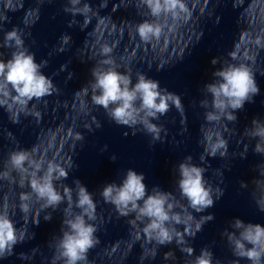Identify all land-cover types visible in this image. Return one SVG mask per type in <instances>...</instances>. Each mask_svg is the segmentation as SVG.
Segmentation results:
<instances>
[{"label": "water", "instance_id": "1", "mask_svg": "<svg viewBox=\"0 0 264 264\" xmlns=\"http://www.w3.org/2000/svg\"><path fill=\"white\" fill-rule=\"evenodd\" d=\"M9 2L17 10L6 11L8 20L0 22V45L7 31L19 27L37 63L48 62L42 72L53 80L55 90L30 101L27 110L18 113L17 122L0 107V212L6 210L25 234V241L15 246L12 255L0 259V264H63L56 258L55 245L62 235L68 201L56 210L43 209L31 191L30 178L7 165L14 150L27 151L30 160L45 168L48 161L65 166L68 177L55 182L62 195L63 186L75 189L77 179L93 193L97 219L90 222L98 228V242L90 249L87 264H192L204 248L214 254V264L237 260L251 264L233 255L223 233L234 231L231 224L237 217L264 225V212L256 204L264 195V176L260 175L264 155L254 152L257 139L246 133L254 118L264 120V0H182L186 10L177 17H153L142 0H81V6L92 7L87 22L83 15L65 12L69 0H0V20ZM145 22L159 26L158 38H140L137 28ZM64 35L71 37L67 45ZM13 50L0 46V60L10 59ZM213 58L216 65L211 63ZM104 60L130 74L133 84L137 74L144 73L158 80L161 88L181 96L183 111L173 106L153 120L163 126L161 140H154L142 126L134 130L116 124L103 107L93 103L91 89L83 90L93 79L91 70L105 66ZM240 63L253 70L260 94L236 112L235 122L205 121L207 110L200 102L211 99L205 85L214 80L217 69ZM217 138L228 145L223 157L205 152V146ZM188 156L206 168L204 177L214 193L216 188L223 190L222 196L214 195V206L203 212L187 207L177 187L178 166ZM130 168L144 174L149 193L159 187L174 198V212L184 222L175 225L176 236L168 245L159 246L148 238L145 219L134 212L120 215L100 194L105 184L120 183ZM242 181L247 188L241 187ZM72 198L76 199L75 192ZM22 203L29 205V212L21 210ZM47 213L52 214L50 221L44 220ZM209 214L215 219L191 236L196 224ZM37 219L39 224H33ZM32 233L34 238H30ZM187 247L195 249L193 256L182 251ZM154 250L157 253L151 258Z\"/></svg>", "mask_w": 264, "mask_h": 264}, {"label": "clouds", "instance_id": "2", "mask_svg": "<svg viewBox=\"0 0 264 264\" xmlns=\"http://www.w3.org/2000/svg\"><path fill=\"white\" fill-rule=\"evenodd\" d=\"M142 3L153 17H160L162 14L177 17L180 12L186 10L182 0H142ZM69 4L70 6L65 7V12L74 16L83 15L87 22L88 13L92 11L91 5L85 3L81 6V0H69ZM102 7L107 5L102 4ZM4 9L0 22L8 20L6 11L17 10L10 2L4 5ZM137 31L140 38L145 41L154 37L158 38L160 35L159 26L149 22L140 24ZM70 40L69 35L62 37L64 45H67ZM0 46L14 49L10 59L0 60V107L8 111L13 122H17L18 113L26 111L30 101L51 95L55 85L53 80L42 72V68L47 66L48 62L37 63L35 54L25 46L19 27L7 31L3 44ZM63 50L64 48L61 47L60 51ZM101 63L105 66L94 67L91 70L92 81L89 86L83 88L85 92L88 88L91 89L93 103L103 107L116 124L131 127L134 130L137 126H142L154 140H161L163 126L153 123V120H159L173 106L183 111L181 96L161 88L158 80L149 78L144 73H138L137 81L133 84L132 76L119 71L110 60H104ZM211 63L216 65L217 59L213 58ZM213 77L214 80L205 85V92L211 99L205 98L200 102L201 107L207 110L205 121L209 123L221 120L237 121L236 112L242 110L246 102L254 103V97L260 94V87L253 70L244 63L227 64L214 71ZM96 126L101 125L97 122ZM246 133L250 138L257 139L254 152L264 155V120L254 118L252 127L246 129ZM80 139L83 140V136ZM227 147L226 141L217 138L214 143L205 146V152L213 157L219 153L223 157ZM106 149L107 145H105ZM204 158L201 156V160ZM115 159V156L111 157L112 161ZM192 160L193 157L188 156L179 164L176 183L181 197L187 201V207L196 212H203L214 206V195L216 198L222 196L223 190L216 188L214 193L212 186L204 177L206 168L192 163ZM7 165L21 173L22 177L30 178L31 191L37 202H42L43 209L56 210L65 200L68 201L62 221V235L57 238L55 245L58 254L56 258L62 260L63 264H87L88 253L98 242L95 236L98 228L95 223L90 222L97 219L93 193L77 179L75 189L62 185L64 187L62 195L57 190L55 182L66 179L69 175L68 169L55 161H48L45 168L42 163L30 160L25 150L10 152ZM260 175L264 176V166H261ZM241 187L247 188V182L242 181ZM73 192H75V200L72 198ZM100 194L105 203L113 205L120 215L134 212L138 218L145 219L147 223L144 232L159 246L171 243L176 236L175 225L184 222L181 214L174 212L175 204L172 194L159 187H153L149 193L144 174L134 169H128L120 183L105 184ZM256 204L259 210L264 212V195L256 199ZM20 207L25 213L30 211L26 203H22ZM75 208L80 211H74ZM51 219V213L44 216L45 221ZM213 219H215L214 214L203 216L201 222L197 223L195 230L191 232V236L194 237L202 230L206 222ZM39 222L40 220L37 219L33 224L38 225ZM231 228L234 231L225 230L223 235L227 237L233 255L246 258L251 264H264V225L245 222L237 217L232 222ZM34 235L32 233L30 238H34ZM24 241L25 234L19 232L8 212L6 210L0 212V259L12 255L15 246ZM182 251L189 256L195 254V249L192 247L184 248ZM156 253L157 250H154L150 257L154 258ZM21 258H25L23 253ZM168 258L169 254L165 253L164 259ZM192 264H214V254L208 248L201 249L200 254L195 255ZM216 264H220V261H216ZM233 264H238V260Z\"/></svg>", "mask_w": 264, "mask_h": 264}]
</instances>
